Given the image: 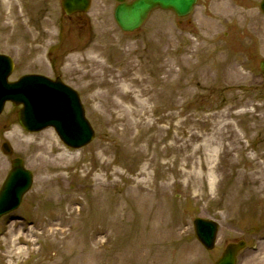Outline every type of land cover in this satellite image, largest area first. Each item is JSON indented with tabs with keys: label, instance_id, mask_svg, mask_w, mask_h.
Returning <instances> with one entry per match:
<instances>
[{
	"label": "rangeland",
	"instance_id": "rangeland-1",
	"mask_svg": "<svg viewBox=\"0 0 264 264\" xmlns=\"http://www.w3.org/2000/svg\"><path fill=\"white\" fill-rule=\"evenodd\" d=\"M261 2L199 0L134 33L118 27L114 0L72 21L58 0L0 6L15 76H62L96 131L73 150L53 129L25 132L10 107L1 117L0 144L35 178L0 222V264H213L238 238L249 242L238 264H264ZM8 161L0 145V185ZM196 217L220 223L212 252Z\"/></svg>",
	"mask_w": 264,
	"mask_h": 264
},
{
	"label": "water",
	"instance_id": "water-1",
	"mask_svg": "<svg viewBox=\"0 0 264 264\" xmlns=\"http://www.w3.org/2000/svg\"><path fill=\"white\" fill-rule=\"evenodd\" d=\"M72 2V0H68ZM123 3L115 12L119 25L126 31L139 28L148 14L156 7L172 9L177 15L189 13L196 0H137L133 4ZM88 6V0H74V7L83 11ZM264 10V2H263ZM72 10H68L71 12ZM264 70V61L261 63ZM13 69V63L0 56V113L6 100H15L16 89L23 90L25 108L20 112L21 124L29 130H39L46 126H54L62 139L70 146L81 147L93 138V131L84 117L78 94L63 85L59 80L52 82L40 76H28L18 83L8 84L7 78ZM8 93V94H7ZM7 149V145H5ZM21 168V165H19ZM22 182L19 176H14L9 186L0 196V216L16 208L22 193L30 184L29 176L22 182L23 189L17 192ZM199 238L207 247L213 246L216 225L204 220H196ZM234 254L228 251L216 264H233Z\"/></svg>",
	"mask_w": 264,
	"mask_h": 264
},
{
	"label": "bare ground",
	"instance_id": "bare-ground-1",
	"mask_svg": "<svg viewBox=\"0 0 264 264\" xmlns=\"http://www.w3.org/2000/svg\"><path fill=\"white\" fill-rule=\"evenodd\" d=\"M13 4H12V0H0V6L2 7V8H9L10 6H12ZM13 135V134H12ZM14 136V135H13ZM206 146H208V143L206 144ZM42 156V155H41ZM263 248H264V245H263ZM262 257V256H261ZM257 259H258V256L257 257H255V260L257 261Z\"/></svg>",
	"mask_w": 264,
	"mask_h": 264
}]
</instances>
